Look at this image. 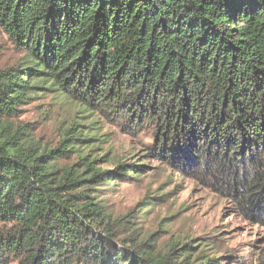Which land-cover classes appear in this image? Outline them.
<instances>
[{"label": "trees", "instance_id": "obj_1", "mask_svg": "<svg viewBox=\"0 0 264 264\" xmlns=\"http://www.w3.org/2000/svg\"><path fill=\"white\" fill-rule=\"evenodd\" d=\"M0 31L23 54L0 67V264H225L192 243L161 252L142 209L107 213L100 186L145 166L62 167L93 138L36 140L18 117L42 89L113 113L145 155L264 223V0H0Z\"/></svg>", "mask_w": 264, "mask_h": 264}, {"label": "rangeland", "instance_id": "obj_2", "mask_svg": "<svg viewBox=\"0 0 264 264\" xmlns=\"http://www.w3.org/2000/svg\"><path fill=\"white\" fill-rule=\"evenodd\" d=\"M20 49L0 31V67L18 63ZM113 113L88 110L66 96L42 89L22 107L18 121L31 127L36 140L57 147L71 127H79L93 139L82 152L59 160L67 166L82 154L97 158L98 165L113 168L115 162L143 164L136 176L100 186L97 194L113 218L137 216L142 237L157 239V249L192 243L200 254H209L225 264H264V223L249 218L235 199L208 187L181 169L161 162L147 152L145 134H132ZM106 156V158H105ZM106 160V162L103 161ZM9 264H19L12 260Z\"/></svg>", "mask_w": 264, "mask_h": 264}]
</instances>
